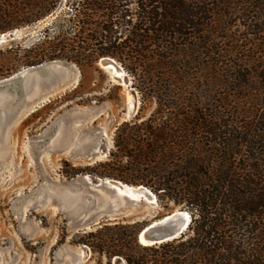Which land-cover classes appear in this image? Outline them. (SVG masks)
I'll return each instance as SVG.
<instances>
[{
  "label": "trees",
  "instance_id": "16d2710c",
  "mask_svg": "<svg viewBox=\"0 0 264 264\" xmlns=\"http://www.w3.org/2000/svg\"><path fill=\"white\" fill-rule=\"evenodd\" d=\"M239 8L249 14L242 37L226 28ZM257 12L264 1L0 0V34L53 17L30 42L26 67L124 64L156 103L137 126L150 138L114 160L126 159L128 179L95 174L143 185L192 217L185 235L158 245L139 244L138 223L77 233L74 243L108 264H264V45L248 36Z\"/></svg>",
  "mask_w": 264,
  "mask_h": 264
},
{
  "label": "rangeland",
  "instance_id": "374dc122",
  "mask_svg": "<svg viewBox=\"0 0 264 264\" xmlns=\"http://www.w3.org/2000/svg\"><path fill=\"white\" fill-rule=\"evenodd\" d=\"M238 11L243 12L238 21L226 28L242 37L246 32L242 18L248 12L242 8ZM250 17L253 21L247 35L254 43L264 45V13H251ZM52 19L51 16L0 34V74H4L0 80L27 68L30 42L51 26ZM100 59L92 65L62 61L67 67L61 69L60 79L68 81V85L6 129L0 128V264H108L106 254L94 251L89 243H74L78 241L75 235L104 225L146 226L175 210H184L156 194V203L134 208L125 217L103 218L86 229L74 226L76 218L90 212L88 193L75 186V180L90 175L125 183L122 180L129 172L122 165L127 161H115L126 155V150L135 153V143L141 138H150L137 126L148 121L156 109L154 100L142 96L123 63L111 58L123 68L127 83L103 67ZM98 143L102 147L97 153ZM112 162L115 171L108 167ZM110 171L121 175L122 180L95 174ZM44 191L55 196L46 204L27 203L35 196L41 197ZM58 195L63 202L58 201ZM110 260L111 264H126L121 256Z\"/></svg>",
  "mask_w": 264,
  "mask_h": 264
},
{
  "label": "water",
  "instance_id": "95a60500",
  "mask_svg": "<svg viewBox=\"0 0 264 264\" xmlns=\"http://www.w3.org/2000/svg\"><path fill=\"white\" fill-rule=\"evenodd\" d=\"M109 59L110 57L101 58L100 64L105 65ZM66 67L65 62L54 60L27 67L23 71L0 80V128L6 129L25 107L34 105L36 108L44 103V100H48L52 93L64 89L68 85V81L60 79V71ZM36 87H39L40 92L33 97L31 92ZM85 153L96 154L91 150H86ZM88 177L89 180L85 175H82L73 183L75 186L86 189L90 209L88 215H81L74 220L76 228L86 229L92 224L99 223L103 218L116 219L119 216L110 217V215L119 214L124 208L146 206L148 201L152 199L157 201L156 194L143 185H130L115 179H100L90 175ZM118 189L124 191V194H117ZM129 191L138 192V197L131 198L127 195ZM54 196L44 191L41 197L35 196L33 200L31 199L27 203L41 201L46 204ZM58 196V201L63 202L62 197ZM101 196L106 200L103 208L97 207L98 199ZM191 221V214L186 210H178L177 213L172 212L158 222L144 226L137 234V241L143 246H153L172 241L186 233Z\"/></svg>",
  "mask_w": 264,
  "mask_h": 264
},
{
  "label": "bare ground",
  "instance_id": "6f19581e",
  "mask_svg": "<svg viewBox=\"0 0 264 264\" xmlns=\"http://www.w3.org/2000/svg\"><path fill=\"white\" fill-rule=\"evenodd\" d=\"M102 66L105 67V68H107V69H109L115 77H119V79H120L121 82L127 83L125 72L122 70V68L113 59L110 58L109 59V62L106 63L105 65H102ZM39 90H40L39 87H36L31 92V96H33V97L37 96L39 94V92H40ZM56 92H54V93H56ZM54 93H52V94H54ZM131 103H132L133 109H135L136 105L134 104V98H133V96H132ZM33 107H34V105H31L30 107H25L24 109H22V111L20 112V114L13 120V122L16 121V119H18L19 117H21V115H23L25 112H27L28 110L32 109ZM97 147H99V148H96V151L98 153V151L101 150V147L102 146H101L100 143H98V146ZM85 176L89 180V177H88L89 175H85ZM117 194L122 195V194H124V191L118 189L117 190ZM127 195L130 196L131 198H137L138 197V192H134L133 193V192H130L129 191V192H127ZM148 202L149 203L146 206L153 205L156 202V200L155 199H152V200H149ZM105 204H106V200L101 196V198L98 199L97 207L103 208L105 206ZM146 206H142V207H146ZM134 208H137V207L124 208L121 211V213H119V214H111L110 217H114V216H127V215H129L132 212V209H134ZM177 212H178V210L173 211V213H177ZM84 216H86V215H84ZM165 216H167V215H165ZM163 217H161L159 219H156V220H154L152 222H158V220L162 219Z\"/></svg>",
  "mask_w": 264,
  "mask_h": 264
}]
</instances>
